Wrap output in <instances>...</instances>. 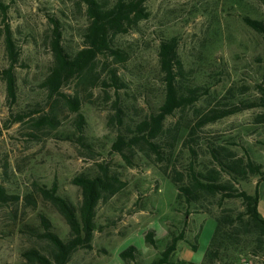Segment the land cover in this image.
Listing matches in <instances>:
<instances>
[{"label": "rangeland", "instance_id": "374dc122", "mask_svg": "<svg viewBox=\"0 0 264 264\" xmlns=\"http://www.w3.org/2000/svg\"><path fill=\"white\" fill-rule=\"evenodd\" d=\"M102 1L113 5L117 0ZM0 4L7 8L5 13L0 8V187L4 190L0 200V264H25L23 252L46 249L47 244L30 231H42L41 214L59 237L66 239L70 232L66 221L41 190L56 188L58 195L78 206L81 190L74 179L95 174L101 165L125 186L99 203L93 248L78 250L70 264H152L161 258L173 237L182 240L171 264H204L217 219L226 216L236 220L240 242L236 250L226 253L223 264H264V237L246 232L239 223L246 210L241 199L222 200L218 196L208 198L203 205H188L178 199L176 186L160 165L140 153L130 165L112 150L117 138V128L109 121L114 97L106 94L102 81L86 87L73 80L64 88L65 94H79L82 100L83 133L77 130L78 113L63 100L48 96L42 84L54 63L55 28L62 34L67 53L75 55L85 48L90 23L80 0H0ZM145 5L146 18L115 41L128 55L125 64L116 62L114 66L127 82L122 98L130 118L136 119L159 104V45L174 37L189 78L209 88L208 95L188 111L186 121L195 123L198 112L203 114L225 99L239 102L258 97L256 86L264 76V36L244 19L264 21L260 0H148ZM9 32L18 54L17 98L13 103L5 77L10 67L6 47ZM105 66L106 60L99 57L95 74L101 80L106 78ZM49 118L52 122H46ZM199 138L201 165L213 163L205 149L208 143H215L262 165L264 171V109L243 111L212 123ZM189 157L183 150L180 164L187 166ZM224 178L230 179L226 174ZM256 182L259 177L251 176L235 188L253 195ZM261 211L264 215V206ZM151 232L154 245L146 243ZM191 244H196L195 250ZM131 246L139 250L137 260L125 263L120 253Z\"/></svg>", "mask_w": 264, "mask_h": 264}, {"label": "trees", "instance_id": "16d2710c", "mask_svg": "<svg viewBox=\"0 0 264 264\" xmlns=\"http://www.w3.org/2000/svg\"><path fill=\"white\" fill-rule=\"evenodd\" d=\"M80 1L86 6L90 23L85 34V48L75 55L67 53L61 43L62 34L55 28L52 45L54 63L42 84L48 96L63 100L73 112L78 113L77 130L83 133L85 120L80 113L82 100L79 94H65L64 88L73 80H78L86 87L102 81L106 94L114 97V113L109 121L117 128V138L112 146L115 153L130 165H133L132 159L139 153L160 165L162 173L176 186L178 199L184 200L188 205H203L208 198L218 196L222 200L241 199L246 209L243 213L246 220L242 217L239 223L244 224L246 232L253 231L264 237V218L259 212L258 190L251 195L235 188V184L251 176L259 177V182H264L262 165L238 157L235 152L215 143H208L205 149L213 163L201 165L198 162L199 151H202L199 133L206 126L243 111L264 109V76L256 86L258 97L255 100L231 102L225 99L203 114L198 112L195 123L192 119L186 121L188 111L208 95L209 88L195 84L189 78L179 52L178 39H166L161 42L158 50L161 100L145 114L136 119L130 118L122 98V92L128 87L127 82L120 74V69L114 66L116 62L125 64L128 55L115 41L119 35L129 33L146 18L145 3L148 0H117L113 5L105 4L102 0ZM260 1L264 5V0ZM0 8L4 13L7 12L3 4H0ZM244 20L252 30L264 36V21L250 17ZM6 47L10 67L5 71V77L8 97L13 103L17 98L15 68L18 54L11 32L6 37ZM99 57L106 60L107 74L103 80L95 74V63ZM46 122H52V119H46ZM183 150L190 154L187 166L180 164ZM100 169L95 174H81L74 179V184L81 190L82 198L78 206L58 195L56 188L41 190L64 218L70 232L66 239L60 238L50 220L41 214L42 231L28 226L27 229L40 242L47 244V247L44 250L31 248L23 252L25 264H70L73 254L78 250L93 248L99 203L114 197L125 186L108 167L101 165ZM224 174L230 179H225ZM3 197L4 190L0 187V200ZM236 227V220H232L230 216H226L224 220L217 219V231L205 255L204 264H223L226 253L238 248L240 230ZM153 237V232L147 235L146 243L154 245ZM180 240L182 239L173 237L161 258L152 264H171L170 258L177 250ZM191 246L194 250L197 247L196 244ZM138 252L135 246H131L121 252L120 257L125 263L136 262ZM236 259L233 256V260Z\"/></svg>", "mask_w": 264, "mask_h": 264}, {"label": "crops", "instance_id": "0c3cea01", "mask_svg": "<svg viewBox=\"0 0 264 264\" xmlns=\"http://www.w3.org/2000/svg\"><path fill=\"white\" fill-rule=\"evenodd\" d=\"M256 190H258L259 201H260L259 202V212L261 215H263L261 210H262V207L264 206V182H256Z\"/></svg>", "mask_w": 264, "mask_h": 264}, {"label": "built area", "instance_id": "2783aa9c", "mask_svg": "<svg viewBox=\"0 0 264 264\" xmlns=\"http://www.w3.org/2000/svg\"><path fill=\"white\" fill-rule=\"evenodd\" d=\"M244 264H250L249 262H245Z\"/></svg>", "mask_w": 264, "mask_h": 264}]
</instances>
